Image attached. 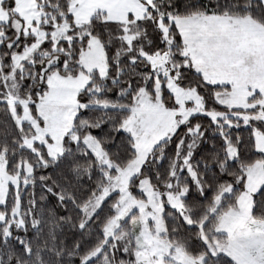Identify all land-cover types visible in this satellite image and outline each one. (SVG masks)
<instances>
[{"label":"snow or ice","instance_id":"obj_1","mask_svg":"<svg viewBox=\"0 0 264 264\" xmlns=\"http://www.w3.org/2000/svg\"><path fill=\"white\" fill-rule=\"evenodd\" d=\"M0 264H264V0H0Z\"/></svg>","mask_w":264,"mask_h":264}]
</instances>
